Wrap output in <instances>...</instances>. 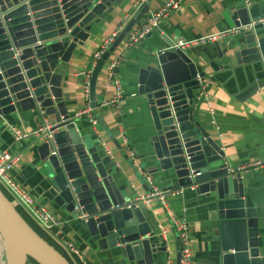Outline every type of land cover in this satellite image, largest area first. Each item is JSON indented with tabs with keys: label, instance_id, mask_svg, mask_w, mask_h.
<instances>
[{
	"label": "water",
	"instance_id": "1",
	"mask_svg": "<svg viewBox=\"0 0 264 264\" xmlns=\"http://www.w3.org/2000/svg\"><path fill=\"white\" fill-rule=\"evenodd\" d=\"M122 2L0 0V118L29 112L41 119L53 117L52 139L47 141V134L41 135L30 146L36 147L51 201L77 220L99 251L123 263L154 264L153 257L165 254L167 246L162 245L154 215L144 206L148 200L136 199L126 185L117 184L120 170L111 157L77 132V121L66 107L69 96L61 89L62 65L89 38L90 25ZM251 9L236 13V31L223 50L214 44L216 58L227 65L209 64L215 72L229 65L241 71L246 86L237 95L240 102L264 90V23L249 18ZM148 11V6L137 11L95 64L89 81L93 109L100 72ZM163 39L168 48L138 73V92L146 99L153 125L154 158L160 170L173 177L163 191L168 196L181 191L175 201L185 204L186 210L189 206L183 201V192L192 195L187 199L195 212L204 214L202 220L218 232L214 241L220 257L215 264H264L257 213L243 183L248 176L242 171L230 172L216 141L194 122L196 96L206 81L204 68L200 71L185 52ZM17 208L0 189V239L8 264H28L29 260L70 264L30 227Z\"/></svg>",
	"mask_w": 264,
	"mask_h": 264
},
{
	"label": "crops",
	"instance_id": "2",
	"mask_svg": "<svg viewBox=\"0 0 264 264\" xmlns=\"http://www.w3.org/2000/svg\"><path fill=\"white\" fill-rule=\"evenodd\" d=\"M166 1L168 0H123L120 6L112 5L111 13H103L90 25L89 38L82 46H76L68 64L62 65L64 75L61 89L63 94L69 96L67 110L70 117L86 110L88 106L92 110L89 115L76 120L77 132L92 145H97L105 155V150L110 152L116 168L120 170L118 185H126L130 194L139 200H145L149 194L143 188L146 186L150 190L146 177L159 189L167 188L173 177L168 172H162L154 158L150 142L153 125L146 99L138 92V73L168 48L163 38L174 44L178 40L184 41L187 44L184 52L200 71L204 68L203 72L206 74V81L202 84L201 93L196 96L193 107L194 122L199 123L216 141L230 172L242 171L248 176L243 179L244 188L256 210L259 246L264 248V90L240 102L237 95L246 86L241 71H235L232 65L218 72L209 68L211 62H215L219 68L227 65L224 60L216 58L214 44L218 43L221 50L226 47L236 31L233 20L236 13L252 7L248 13L249 18L264 19V0H182L180 7L169 13L152 34L121 57L118 81L123 91V100L118 106L101 107L104 100H111L114 96L113 89L103 88L106 82V65L96 83V108L93 109L90 98L86 102L82 94L84 83L90 81L95 66L93 55L99 46L113 34H120L142 7L148 6L149 11L138 18L135 27L146 21L152 12L162 8ZM208 38L214 39L211 42L207 41ZM116 53L119 51L116 50ZM113 57L115 56L111 58ZM90 118L96 121L95 125L88 121ZM45 125L53 127V117L41 119L29 112L20 115L13 113L0 118V150L10 149L18 157V164L11 173L12 179L40 208H44L61 223L58 229L61 237L51 235L73 264L80 263L64 249L65 242L72 244L87 264H136L123 263L108 252L99 251L77 220L51 201L48 184L39 170L36 147H30L37 138L36 132ZM14 130L28 135V138L15 144ZM135 168L138 170H134ZM154 168L157 171L151 174ZM142 178L144 179L141 180ZM189 194L183 192L182 196L184 203L189 206L187 210L185 204L175 201L176 198L168 199L167 208L176 220L188 225L192 263H218L220 254L218 244L214 241L218 232L202 220L204 214L195 212L192 202L188 201L192 197ZM144 206L154 215L159 231L166 233L162 245L167 246V252L155 255L154 264H176L177 237L168 215L156 201L145 202ZM0 245V264H8L1 239Z\"/></svg>",
	"mask_w": 264,
	"mask_h": 264
},
{
	"label": "built area",
	"instance_id": "3",
	"mask_svg": "<svg viewBox=\"0 0 264 264\" xmlns=\"http://www.w3.org/2000/svg\"><path fill=\"white\" fill-rule=\"evenodd\" d=\"M182 0H168L158 11H154L150 14L149 18L144 21L139 26H134L130 32L126 35L124 40L121 42L116 51L110 56L106 62V82L104 84V89L109 88L114 90V96L111 100H104L101 103V107L109 108L113 106H118V104L123 100V91L121 89L120 83L118 81V69L121 64V57L123 54L129 52L132 48L140 44L148 35L152 34L159 26L161 21L165 19L169 13L177 10L180 7ZM145 2V0H144ZM260 23H264V19L259 20ZM119 34H113L110 38L105 40L98 48V50L93 55V62L96 64L101 56L110 48L111 44L118 37ZM214 38H208L207 41H213ZM174 48L180 51H185L187 44L178 40L174 44ZM112 56H115L111 58ZM82 94L86 102L89 101V81L87 80L82 87ZM92 110L87 107L86 110L76 113L71 118L73 120H78L85 115H89ZM92 125L96 124V121L92 118L88 120ZM52 126L45 125L36 132V137L41 135H46L47 141L52 139L55 132L51 131ZM14 133V143L19 144L28 138V135L21 134L13 131ZM107 156L110 157V152L105 150ZM16 164H18V157L15 156L10 149L0 150V189L10 198L11 202L15 203L19 209H21L29 219L41 230L47 232L48 234H53L57 237H61L58 229L61 223L55 219L50 213H48L44 208H40L34 199L27 193L24 192L12 179L11 173L14 170ZM257 165H260L259 163ZM146 183L149 185V194L145 200L154 199L159 203L166 214L168 215L170 222L172 224L173 230L176 233V237L180 246V262L179 264H193L191 261V253L189 250V238H188V225L183 222L176 220L173 215L169 212L167 208L168 199L178 197L182 194L181 191L171 193L169 196L166 192L159 189L153 184L149 177H146ZM162 231V230H161ZM160 231V232H161ZM163 240H165V232H161ZM64 249L73 258H77L80 264H87L83 259L82 254L73 247L72 244L65 242ZM167 264H171L167 262Z\"/></svg>",
	"mask_w": 264,
	"mask_h": 264
},
{
	"label": "trees",
	"instance_id": "4",
	"mask_svg": "<svg viewBox=\"0 0 264 264\" xmlns=\"http://www.w3.org/2000/svg\"><path fill=\"white\" fill-rule=\"evenodd\" d=\"M5 194V193H4ZM6 195V194H5ZM7 196V195H6ZM7 198L10 200V198L7 196ZM17 211L19 214L23 217V219L32 227V229L46 242L48 243L51 247H53L58 253H60L64 258L68 260L70 264H73L71 260L67 258V256L63 253V251L53 242V240L46 235L40 228H38L30 219L29 217L19 208H17ZM28 264H35L33 261L29 260Z\"/></svg>",
	"mask_w": 264,
	"mask_h": 264
},
{
	"label": "rangeland",
	"instance_id": "5",
	"mask_svg": "<svg viewBox=\"0 0 264 264\" xmlns=\"http://www.w3.org/2000/svg\"><path fill=\"white\" fill-rule=\"evenodd\" d=\"M41 230V229H40ZM43 231V230H42ZM46 235H48L52 240H53V237L51 234H48L47 232L43 231ZM53 242L55 243V240H53ZM56 244V243H55ZM1 246V245H0ZM0 254H1V247H0Z\"/></svg>",
	"mask_w": 264,
	"mask_h": 264
}]
</instances>
